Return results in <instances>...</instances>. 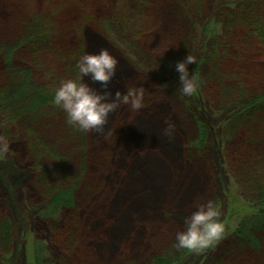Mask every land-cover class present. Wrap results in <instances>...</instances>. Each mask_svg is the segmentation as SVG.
I'll list each match as a JSON object with an SVG mask.
<instances>
[{
	"label": "rangeland",
	"instance_id": "obj_1",
	"mask_svg": "<svg viewBox=\"0 0 264 264\" xmlns=\"http://www.w3.org/2000/svg\"><path fill=\"white\" fill-rule=\"evenodd\" d=\"M117 3L0 0V49L14 48L24 30L21 23L35 15L49 24L47 32H53L52 51L77 50L82 55L107 48L117 58L116 76L108 85L113 94L123 93L127 87L145 89L143 109L132 111L121 106L109 115L99 133L73 129L75 135L68 138L71 135L63 131L60 119L59 127L53 129L48 124L38 127L31 116L21 117L18 130L12 127L8 131L9 136L16 133L17 138L10 140L11 153L0 158V220L9 223L12 241L9 255H0V264H33V249L38 245L44 247V264H145L154 256L178 259L175 264H200L210 254L213 258L221 256L222 245L209 255L205 251L182 256V251L172 248L175 234L183 230L184 218L209 199L219 205L224 224L234 221L232 208L241 205L245 195L234 186L230 172L247 161L249 154L257 156V144H249L251 133L244 129L233 126L223 132L220 125L226 116L218 113L220 101L212 100L215 85L187 97L132 67L99 28L114 14ZM152 4L164 7L139 8L137 0H123L132 24L139 20L143 25L135 46L147 63L173 62L193 36L190 23L172 0ZM79 27L83 28L77 35ZM38 30L34 28L36 33ZM3 50L0 86L4 89L11 91L27 81L52 86L67 77L62 60L53 55L50 58L44 50L35 53L34 64L29 51L13 49L15 55L7 62ZM237 59L232 54L222 67L237 72ZM246 62H241L243 69L249 68ZM23 72L28 74L24 76ZM92 86L100 88L99 84ZM53 119L45 117L44 124ZM197 120L209 129L201 152L189 148L196 136ZM168 123L174 125L170 135L166 134ZM33 127L35 137L31 139L29 128ZM30 142L43 149L49 146L46 150L50 152L33 158ZM33 162L40 165V170L32 168ZM64 179L77 181L73 208L50 221L37 216L31 207L39 205L49 192L47 184H64ZM248 252L231 264H264V245L259 252Z\"/></svg>",
	"mask_w": 264,
	"mask_h": 264
},
{
	"label": "trees",
	"instance_id": "obj_2",
	"mask_svg": "<svg viewBox=\"0 0 264 264\" xmlns=\"http://www.w3.org/2000/svg\"><path fill=\"white\" fill-rule=\"evenodd\" d=\"M155 1L159 0H137L139 8L149 9L152 8L151 6L156 8L157 5L160 8L164 7V5L152 4ZM172 1L181 11L180 15L189 21L193 34L184 44V52L178 54L173 62L164 61L159 65L154 61L146 62L134 42L143 25L139 20L136 24H132L133 20L128 17V10L124 8L123 0H117L116 11L105 19L99 28L102 36L138 73L178 92L180 83L178 73L175 71L176 62L183 61L190 54L196 57V63L188 65V71L196 76L199 91H204L209 84L215 85L212 100L216 98L220 101L218 113L226 116L220 125L223 132L235 126L246 130L248 135L251 133L248 142L253 146L257 144V156L254 157V153L249 154L247 161L240 162L230 172L234 186L245 196L240 199L241 205L232 208L234 221L225 223V231L221 239L213 248L206 251L209 255L212 250L222 245L221 256L213 258L210 254L200 263L231 264L236 257L241 260L243 256L244 258L248 256L250 254L248 249L259 252L264 245V153H259L264 151V0ZM122 7L124 9L120 10ZM39 19L41 18L34 15L21 23L24 30L16 46L2 48L4 60L8 62L12 56L14 57V51L18 49L19 53L29 51L31 53L29 56H34L30 60L34 64L35 53L44 50V54H48L50 58L53 55L63 61L61 64L64 75H67L66 78H74L72 74L76 72L75 64L81 54L77 50L65 51L66 53H61L62 51L59 50L52 51V48L55 49L53 32H47L49 24L45 19L44 22H40ZM35 27L37 30L40 27L41 31L38 30L36 33ZM82 28L79 27L75 31L77 35ZM135 32L138 35L135 36ZM232 54L238 58L239 65L236 67L240 69L230 73L222 65L229 62ZM244 61H248L245 65L249 68H242L241 62ZM47 73L46 76H51ZM22 74L26 76L28 73ZM51 87L48 84L41 86L28 81L12 88L11 91L0 86V126L4 131L3 136L9 140L17 138L16 133L9 136L8 131L10 132L12 127L17 128L21 117L25 116H31L32 123L38 127L48 124L47 126L56 129L62 122L64 127L60 128L67 131V135H71L68 138L75 135L73 128L65 124L64 113L52 105ZM45 117L54 119L44 124ZM196 128V136L189 143V148L201 152L207 141L209 129L199 120L196 121ZM33 130L34 127L29 128L31 139L35 137ZM36 144V142L29 144L33 158L38 159L37 155L44 157V152H50L46 150L49 146L44 145L45 149H43L41 145ZM59 161L64 162V159ZM32 168L40 170V165L33 162ZM64 181L65 183L60 185L47 184L49 192L44 194L39 205L31 207L37 216L50 221L63 210L73 208L77 181L74 179L71 181L64 179ZM11 241L9 223L0 220V255H9ZM187 252L182 251V256ZM44 256V247L36 246L33 249V264H44ZM177 261L178 259H169L166 256H154L145 264H175Z\"/></svg>",
	"mask_w": 264,
	"mask_h": 264
},
{
	"label": "clouds",
	"instance_id": "obj_3",
	"mask_svg": "<svg viewBox=\"0 0 264 264\" xmlns=\"http://www.w3.org/2000/svg\"><path fill=\"white\" fill-rule=\"evenodd\" d=\"M118 60L107 48L96 53L82 54L75 64L76 76L64 78L51 87L52 105L64 113L65 124L81 133L101 132L108 117L121 106L132 111L145 107L143 87H127L121 93L114 94L108 85L116 76ZM196 63V57L188 55L175 64L180 83L179 92L191 97L198 92V81L189 73L188 65ZM87 78V80H86ZM99 84L97 89L92 85ZM174 131V125L168 123L166 134ZM10 140L0 135V158L11 153ZM222 213L215 200L209 199L196 206V209L183 220V230L175 234L172 248L176 251H188L199 255L213 248L225 231L221 219Z\"/></svg>",
	"mask_w": 264,
	"mask_h": 264
}]
</instances>
